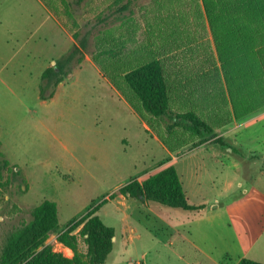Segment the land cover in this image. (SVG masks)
Instances as JSON below:
<instances>
[{
  "label": "rangeland",
  "instance_id": "374dc122",
  "mask_svg": "<svg viewBox=\"0 0 264 264\" xmlns=\"http://www.w3.org/2000/svg\"><path fill=\"white\" fill-rule=\"evenodd\" d=\"M49 1L54 13L70 31L59 20L58 23L44 13L37 0H0V264H12L14 255L5 252L10 237L23 226V221L30 219L31 211L43 200L57 203L58 231H63L110 194H114L111 200L122 199L124 196L118 189L135 179L133 174L150 160V153H154L156 160L161 159L162 150L157 140H152L153 134L143 126L139 114L144 112L141 104L134 99L139 112L126 99L128 105L125 104L101 76L95 63L97 59L104 64L105 56L99 54L100 49H120V57L140 50L167 55V43H163V37L159 39V32L153 28L159 19L175 14L170 11L171 5H175L183 12L181 18L185 20L174 19V23L181 26L180 31L170 33L171 37L182 42L170 52L194 55L193 19L200 11L204 22L205 16L208 17L203 0H83L80 4L65 0L66 7L59 0ZM125 5L128 8H123ZM104 16L106 20L98 19ZM169 22L167 18L163 23ZM71 33L77 35L74 42ZM118 64L124 62L120 59ZM56 65H60L62 71L47 77L50 81L45 93L52 91V97L58 94L42 100L39 97L42 73ZM218 71L222 78L221 69ZM55 77L61 78L57 85H53ZM222 82L228 103V88L224 80ZM129 105L136 112H132ZM145 115L148 119L144 121L155 135L148 122L163 130V122ZM214 125L211 133L194 136L187 149L194 153L200 146L204 147L196 156H191L190 161L198 162L204 170L199 172V176H203L200 187L203 203L209 204V200L216 197L211 203L217 207L211 208V213L213 223L219 226L212 231L213 238L217 248L228 255L229 262L243 254L240 246L243 239L237 240L232 229L225 226L229 218L220 205L242 194L245 199L231 211L230 220L239 236H242L241 225H251L258 230L256 236L261 232L244 256L264 263V173H257L259 169L264 170V104L229 122L225 116L219 117ZM247 126L245 134L241 135L246 137V143L237 140L240 135L230 130L240 127L242 131ZM177 130L181 134L187 132L180 127ZM234 138L243 143L246 151L243 148L234 151L231 145ZM185 151L171 152L179 157ZM206 154L223 159L241 155L244 159H238L243 164L240 167L242 179L246 178L243 171H248L255 179V189L249 190V183L241 179L234 181L231 171L223 169ZM231 182L234 189L220 196ZM238 184L249 190L247 195ZM127 204L130 206L131 202ZM112 205L108 200L105 209H113ZM104 222L119 229L117 221L111 223L104 219ZM120 226L124 241L130 242L132 250L118 244L116 252L120 251L116 259L119 264H131L127 260L136 258L133 252L147 245V239H131L130 231L125 233L124 224ZM57 234H49L44 245L49 244L54 251L72 258V251L57 242ZM78 239L79 248L85 253L87 245L82 237ZM114 255L112 248L106 262ZM150 262L176 264L162 263L156 258Z\"/></svg>",
  "mask_w": 264,
  "mask_h": 264
},
{
  "label": "trees",
  "instance_id": "16d2710c",
  "mask_svg": "<svg viewBox=\"0 0 264 264\" xmlns=\"http://www.w3.org/2000/svg\"><path fill=\"white\" fill-rule=\"evenodd\" d=\"M41 1L49 10L55 12L49 0ZM59 1L66 7L65 0ZM75 1L80 4L83 0ZM68 6L70 7V2ZM171 6L168 11L171 8L170 11H174L172 13L175 14H167L166 18L159 19L153 28L159 32V39L163 37V43H167V55L164 52L165 56H162L158 52L140 50L120 57V49L103 47L99 54L105 56L104 64L97 59L95 63L102 76L106 77L138 112L140 108L137 109V104L138 102L141 104L144 112L140 111L139 114L143 120L147 121L145 114H148L163 122V130L158 126L155 127L154 123H148L161 142L170 151H176L192 143L194 136H202L213 131L215 125L207 122L208 118L216 123L219 117L225 116L226 122H229L232 118H241L264 104V0H203L215 40L218 35L222 45L218 53L222 78L214 67V58L210 50H207L208 41L204 40V47L203 43H199V38L206 36V28L202 22L200 23L201 11L200 15L195 13L193 19L195 25L194 28L192 27L193 31L194 33L199 31L198 39L193 34L194 55L170 52L172 48L177 46L179 48L182 42L181 39L171 37L170 33L175 30L180 31L181 26L179 23H174V19L182 22L185 20L181 18L183 12L180 8ZM123 8L128 7L125 5ZM54 15L65 25L57 14ZM226 15H229L230 23L219 18ZM167 18L170 22L164 24ZM98 19L104 21L106 17ZM227 25L233 33L229 42L226 38ZM71 36L75 40L77 35L71 33ZM247 44L250 45L249 49ZM120 59L124 62L123 65L118 64ZM61 71L62 67L56 65L42 73V83L39 86L40 99L47 100L52 97V91L45 93L46 85L50 81L47 77L56 76ZM222 80L228 88V103L222 88ZM52 81L53 85H57L61 78L55 77ZM134 99L138 102L135 103ZM178 127L187 132L179 133ZM118 192L141 202L182 211L193 212L204 209V205L187 202L172 165L150 175L142 182L131 179L122 185ZM113 198L114 194H110L94 204L63 231H58L56 203L52 200H43L31 211L30 219L23 221V226L10 237L5 252L14 255L12 264H104L113 248L114 229L105 225L96 212L101 205ZM77 228L79 229L75 232ZM160 231L163 230L155 229L154 234L159 236ZM165 231V235H162L163 240H167L170 236L168 228L165 227ZM54 232H58L57 242L72 251V258L54 251L49 244L44 245L48 235ZM78 237H82L87 245L85 253L79 248ZM236 264L264 263L242 257Z\"/></svg>",
  "mask_w": 264,
  "mask_h": 264
},
{
  "label": "crops",
  "instance_id": "0c3cea01",
  "mask_svg": "<svg viewBox=\"0 0 264 264\" xmlns=\"http://www.w3.org/2000/svg\"><path fill=\"white\" fill-rule=\"evenodd\" d=\"M37 2L42 8L44 13L48 14L50 18L58 22V18L53 14L51 10H49L46 7V5L41 0H37ZM219 18L227 23L231 22L229 15L221 16ZM201 22L202 24H204L206 28V36L205 38L200 37L199 43H203V47H204L205 46L204 40L208 41L206 43V47L207 50H210V53L214 58V63H213L214 67L217 70H220L221 67H220V60L218 57L219 55L218 53L222 45H220L218 35H217V40H215L214 32L210 27L208 17L205 16V22H204V18H202L200 23ZM226 29H227L226 38L227 41L229 42V40H231V36L233 33L230 30V26L227 25ZM198 32L196 31L195 33L196 39H198L197 36ZM232 38H234V36ZM229 45L230 43L227 44L226 47L228 48ZM247 47L249 49L250 45L247 44ZM102 77L106 82H109L108 84L110 88L113 90V92H115L117 97L124 99L123 101L125 102V104L128 105L125 98L110 83V81L106 77L104 76ZM57 94L58 93H54L53 97H55ZM130 107L131 106L129 105V108ZM132 112H136V111L132 110ZM201 115L204 116V114ZM143 122H144L143 126H145L149 130V132L153 134L151 139L157 140L158 142L157 144H159V147L162 150L161 159L156 160V157L154 158L155 156L154 153L153 152L150 153V157H151L150 160L146 164L143 163V166L139 170H137L135 174H133L134 176L132 178H135L137 179V181L142 182L150 175H153L156 172L164 169L165 167L172 165L176 170V173L180 180L187 202L194 205H204V209L200 211L191 212V211H182L175 208H168L154 203L145 205L146 202H141L139 200L127 197L123 194L122 195L124 197H122V199L118 198L115 200H110V203L113 204L112 205L113 209L111 210L105 209V205H107L106 202L105 204L101 205L98 208L96 213L98 214V216L100 217V219L104 224H105L104 219L110 221L111 223H115L117 221L119 223V229L116 230L114 227L110 226L114 229L113 252H115V255L110 261L106 262L105 264H119L116 259V257L118 256L117 252L120 251V249H118V251L116 252V246L118 244L125 245V248L127 249L129 247L130 242L124 241L123 238L122 228L120 226L122 223L124 224L123 231H125V233L126 232L128 233L130 231L131 239H139V240L147 239V245L146 244L144 246L142 245L137 249L136 252H133L135 254L134 257L136 256V258L132 261L130 259L127 260L131 262V264H151L152 262H150V260H154L155 258L156 260H159L162 263L172 261L176 264H236V262L240 258L245 257L244 255L246 253V250L250 248L254 240H256L258 235H260L261 233L259 232V234L256 236L255 234L258 230L252 228L251 225H241L242 236H239V234L236 233L233 227V223L230 220V213L235 209V207L238 204H240L245 199V196H241L242 194H239L231 202L220 204L227 218H229V221L228 223H225V226L232 229V234L237 240L238 238L240 240L243 239V242H241L242 244L240 243L243 254L241 255L238 254V256L232 262H229L227 258L228 255H224L222 249L217 248V243L213 238L214 235L212 231L215 230L217 226H219L218 224L213 223L212 213H211L213 212L211 208L217 207V204L212 205L213 203L212 201L213 200L215 201L216 197L212 198L213 199L212 201L209 200L210 202L209 204L203 203L202 201L203 198L200 195L203 189L200 188L202 187L203 176L202 177L199 176L200 174L199 172L204 170L202 165L199 164L198 162L190 161L191 156L192 157L196 156L195 154L198 153L199 150L204 149V147L200 146L199 148H197L196 152L192 153V152H187L188 151L187 149L189 147L188 145H186L180 148V151L186 150L184 152V155L175 157L174 152H171L161 142V140L148 128L144 120ZM207 122H209L212 125L215 124V122L212 121L210 118L207 119ZM239 128L240 127H237L236 129L232 128L230 130H235L236 131L235 133L241 136L242 134H245V131L249 128V126L243 128L242 131H240L241 129ZM240 136H238L237 140L242 139L243 142H245L246 137H242V136L240 137ZM237 140L234 138V141L231 144L234 151L236 150V148L239 149L243 148L245 150L243 143ZM227 150L229 152L232 151L231 148H227ZM207 156H209L208 157L209 159L220 164V166L223 167V169L231 171L232 174L234 175L233 177L234 181L241 179L242 182L249 183L250 185L249 190L255 189V185H254L255 179L251 177V174L250 175L248 174V171L246 172L245 170L243 171L246 178L242 179L240 167H242L243 164L240 162L241 159H238V157H241V155L236 158L227 157L225 159L212 155H207ZM158 161H162V162L160 163ZM150 169L152 170L151 172L145 173L146 171H150ZM257 173L263 174L264 170L259 169ZM193 186H198L200 189L195 188ZM239 186L243 187L242 185ZM232 189H234V182H231L230 186H226L224 192H222L223 194L222 195L219 194V195L225 196L226 193ZM249 190H247L246 187L242 188V191L246 195ZM127 201L131 202L130 206H128ZM57 218H58V212H57ZM165 227L168 228V231L170 232V236H168L167 240L162 239V235H165L166 233ZM155 229L157 231L161 229L164 232L160 231L159 236H156L154 234ZM131 245H134V243H131ZM61 246L66 250L71 251L69 248L63 246L62 244ZM246 246L247 248H245ZM129 249L132 250V248L130 247ZM121 250L123 251L122 246H121ZM153 264L156 263L153 262Z\"/></svg>",
  "mask_w": 264,
  "mask_h": 264
},
{
  "label": "water",
  "instance_id": "95a60500",
  "mask_svg": "<svg viewBox=\"0 0 264 264\" xmlns=\"http://www.w3.org/2000/svg\"><path fill=\"white\" fill-rule=\"evenodd\" d=\"M112 239H114V237H112Z\"/></svg>",
  "mask_w": 264,
  "mask_h": 264
}]
</instances>
